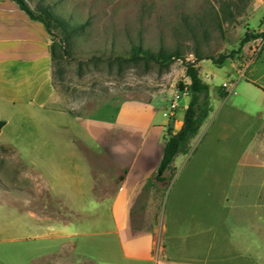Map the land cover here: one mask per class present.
Returning <instances> with one entry per match:
<instances>
[{
  "label": "rangeland",
  "instance_id": "obj_1",
  "mask_svg": "<svg viewBox=\"0 0 264 264\" xmlns=\"http://www.w3.org/2000/svg\"><path fill=\"white\" fill-rule=\"evenodd\" d=\"M26 1L35 11L46 6L68 26H53L50 34L58 110L39 107L46 99V90L28 98L24 90L0 84V264H31L38 246L44 244L32 238L37 226L26 213L31 179L46 190L48 182L50 194L65 198L71 227L86 233L100 230L108 222L100 217L105 203L94 199L90 190L93 169L102 164L101 153H89L95 144L76 116L98 119L105 133H120L123 125L118 120L130 122L137 133H141L138 125L144 127L151 120L162 126L149 133L161 129L158 131L166 135L169 125L173 129L180 125L184 105L190 101L188 91L180 88V82H190L184 60L174 58L164 66L115 59L128 56L135 44L178 51L191 61L198 55L217 57L237 51L222 66L210 58L196 61L201 78L210 85L211 111L191 138L188 152L175 156V175L167 170L169 182H162L160 188L167 211L177 206L185 209L189 198L207 195L210 212H232V204L222 208L219 202L218 194L227 187L206 184L201 178L216 172L206 171L207 167L249 158L250 154L241 152L249 144L252 130L264 120V90L248 81L259 78L258 84L264 86L262 38L241 45L246 32L264 30V0ZM73 25L80 27L73 31ZM228 90L227 98L221 97L220 92ZM176 94L180 95L178 100ZM16 99L39 106L10 102ZM174 101L176 106H172ZM118 108L121 111L116 114ZM258 110L263 119L246 113L255 115ZM114 116L117 121H113ZM261 137L264 140V128ZM137 142L138 137L132 144ZM185 161L187 165L180 168ZM100 240L99 235H82L80 241L87 245ZM220 241L213 252L226 256L230 248ZM253 253V258H258L259 250ZM82 264L90 262L84 259Z\"/></svg>",
  "mask_w": 264,
  "mask_h": 264
},
{
  "label": "crops",
  "instance_id": "obj_2",
  "mask_svg": "<svg viewBox=\"0 0 264 264\" xmlns=\"http://www.w3.org/2000/svg\"><path fill=\"white\" fill-rule=\"evenodd\" d=\"M52 61L51 37L45 26L31 19L15 1L0 0V84L24 90L28 98H35L37 91H48L40 106L20 99L10 101L12 104L58 110ZM258 79L248 81L264 90ZM120 111L118 108L116 114ZM246 113L263 119L260 110L255 115ZM76 118L82 121L86 136L95 144L93 151L88 149L89 153L97 154V150L101 153L102 164L93 169L90 190L94 199L105 203L100 217L108 222L104 228L86 233L71 227L70 216L65 213V198L50 194L48 182L46 190L31 179L26 213L37 226L32 238L44 242L38 246L31 264H82L84 259L90 264H264V157L260 158L264 155L261 137L264 120L252 130L249 144L241 152L250 154L249 158L226 166L207 167L206 171L216 172L211 177L208 172L203 176L205 179L201 178L206 184L227 187L218 194L222 208L234 206L226 214L210 212L207 195L189 198L185 209L177 206L166 210L161 184L169 182L167 170L174 171L173 177L178 168L172 162L165 171H159L168 133L164 135L158 131L161 129L149 132L162 125L151 120L144 127L138 125L141 133H137L130 122L114 116L113 121L123 125L120 133H105L98 119ZM137 137V144H132ZM186 165L185 161L180 168ZM158 175L164 178L158 179ZM55 201L57 205L53 204ZM82 235H99L101 240L82 245ZM217 240L226 244L230 253L225 256L213 252ZM254 250H259L255 259Z\"/></svg>",
  "mask_w": 264,
  "mask_h": 264
},
{
  "label": "trees",
  "instance_id": "obj_3",
  "mask_svg": "<svg viewBox=\"0 0 264 264\" xmlns=\"http://www.w3.org/2000/svg\"><path fill=\"white\" fill-rule=\"evenodd\" d=\"M13 1H15L31 19L41 22L52 35L53 26H61L64 28L68 26L63 17L57 15L46 6H41L35 11L26 0ZM79 27L80 25H73L71 29L74 31ZM257 37L263 39L262 48L264 49V31L255 33L246 32L241 40V45ZM236 53V50H231L227 53H220L217 57L198 55L195 60L191 61L182 57L178 51H167L163 48L151 50L149 48H144L139 44H135L131 47L128 56H117L115 58L119 61L132 63L151 61L164 66H168L174 58H182L185 62L186 75L190 78V82H180V88L188 91L190 101L185 109L182 123L178 128L174 130L172 125H169L168 127V135L165 138L159 171L163 172L169 168L178 153L188 152L191 138L197 133L203 119H205L211 111L210 85L201 78L196 61L203 58H210L216 65L222 66L227 59L234 58ZM227 94L228 92L226 91L220 92L221 97H225ZM157 177L158 179L164 178L162 175H158Z\"/></svg>",
  "mask_w": 264,
  "mask_h": 264
},
{
  "label": "built area",
  "instance_id": "obj_4",
  "mask_svg": "<svg viewBox=\"0 0 264 264\" xmlns=\"http://www.w3.org/2000/svg\"><path fill=\"white\" fill-rule=\"evenodd\" d=\"M262 42H263V39H262ZM234 87V84H232V88ZM231 88V89H232ZM231 89H230V91H231ZM180 98V95L179 94H176V96H175V100L177 99H179ZM172 106H176V101H174L173 103H172Z\"/></svg>",
  "mask_w": 264,
  "mask_h": 264
}]
</instances>
